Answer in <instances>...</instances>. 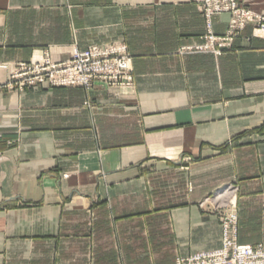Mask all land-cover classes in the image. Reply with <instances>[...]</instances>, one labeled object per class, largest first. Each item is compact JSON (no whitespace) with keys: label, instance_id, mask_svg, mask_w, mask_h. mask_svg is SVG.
Masks as SVG:
<instances>
[{"label":"crops","instance_id":"obj_1","mask_svg":"<svg viewBox=\"0 0 264 264\" xmlns=\"http://www.w3.org/2000/svg\"><path fill=\"white\" fill-rule=\"evenodd\" d=\"M207 30L192 0H0V81L109 43L134 77L127 91L0 87V264H175L221 247L201 203L229 185L239 243L264 246V36L188 51Z\"/></svg>","mask_w":264,"mask_h":264},{"label":"built area","instance_id":"obj_2","mask_svg":"<svg viewBox=\"0 0 264 264\" xmlns=\"http://www.w3.org/2000/svg\"><path fill=\"white\" fill-rule=\"evenodd\" d=\"M207 20V34L203 44L187 47L188 51H209L220 55L233 46L235 39L248 27L264 36V15L239 0H192ZM230 16L224 35L212 31V18ZM185 49V48H184ZM4 68H8L4 66ZM97 82L123 91L134 86L132 55L124 44L109 43L86 49L73 47L70 58L55 61L49 52L30 62H20L10 68L9 78L0 81V87L24 90L39 85L54 87H83L90 90ZM236 188L233 185L208 196L201 207L219 213L222 222V245L211 251H199L177 258L175 264H264L262 244H241L238 241ZM226 209L227 211H219Z\"/></svg>","mask_w":264,"mask_h":264},{"label":"rangeland","instance_id":"obj_3","mask_svg":"<svg viewBox=\"0 0 264 264\" xmlns=\"http://www.w3.org/2000/svg\"><path fill=\"white\" fill-rule=\"evenodd\" d=\"M232 48V47H231ZM230 49V48H229ZM225 50H227V49H225ZM72 53H73V49H72ZM72 55V54H71Z\"/></svg>","mask_w":264,"mask_h":264}]
</instances>
